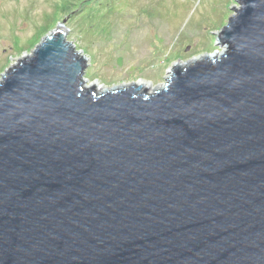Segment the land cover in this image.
<instances>
[{"label": "water", "instance_id": "water-1", "mask_svg": "<svg viewBox=\"0 0 264 264\" xmlns=\"http://www.w3.org/2000/svg\"><path fill=\"white\" fill-rule=\"evenodd\" d=\"M163 89L87 88L59 23L0 82V264H264V0Z\"/></svg>", "mask_w": 264, "mask_h": 264}, {"label": "rangeland", "instance_id": "rangeland-1", "mask_svg": "<svg viewBox=\"0 0 264 264\" xmlns=\"http://www.w3.org/2000/svg\"><path fill=\"white\" fill-rule=\"evenodd\" d=\"M52 1L59 0H0V82L63 22L50 14ZM68 2L66 40L89 59L86 86L110 91L141 83L149 93L164 88L174 65L223 53L217 35L239 7L236 0ZM37 32L34 46L8 50L13 37L24 45Z\"/></svg>", "mask_w": 264, "mask_h": 264}, {"label": "flooded vegetation", "instance_id": "flooded-vegetation-1", "mask_svg": "<svg viewBox=\"0 0 264 264\" xmlns=\"http://www.w3.org/2000/svg\"><path fill=\"white\" fill-rule=\"evenodd\" d=\"M51 15L54 16H63V25L65 28L66 25V20L65 17L67 14H70V2H68V0H59V1H52V7H51ZM43 29H40L39 31H42ZM38 32L37 34L30 40L27 41V44L24 45H20V40L16 37L12 38V44L9 46V51H21L23 49L29 48L30 46H34L36 38L38 36ZM6 51V49L4 50ZM135 84V83H134Z\"/></svg>", "mask_w": 264, "mask_h": 264}, {"label": "bare ground", "instance_id": "bare-ground-1", "mask_svg": "<svg viewBox=\"0 0 264 264\" xmlns=\"http://www.w3.org/2000/svg\"><path fill=\"white\" fill-rule=\"evenodd\" d=\"M222 54V53H221ZM221 54H215V55H206L204 56L202 59L198 60V61H201V60H204V59H213V58H217L219 57ZM132 85H135L136 87H141L142 90L143 89H147V88H150L149 86H144L142 85L141 83H135V84H131V85H128V86H132ZM87 87V86H86ZM123 87H126V86H123ZM87 88H90L89 86ZM94 88V87H93ZM96 91L99 92V94H102V93H107L108 91H103V90H98L95 88ZM113 90H117L116 88H114ZM149 90V89H147Z\"/></svg>", "mask_w": 264, "mask_h": 264}, {"label": "trees", "instance_id": "trees-1", "mask_svg": "<svg viewBox=\"0 0 264 264\" xmlns=\"http://www.w3.org/2000/svg\"><path fill=\"white\" fill-rule=\"evenodd\" d=\"M40 35H42V33H40V34L38 35V37H39Z\"/></svg>", "mask_w": 264, "mask_h": 264}]
</instances>
